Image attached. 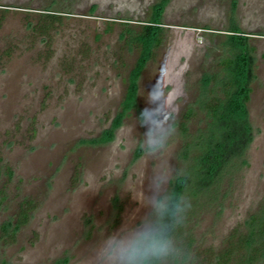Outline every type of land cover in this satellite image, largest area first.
I'll list each match as a JSON object with an SVG mask.
<instances>
[{
  "label": "rangeland",
  "instance_id": "1",
  "mask_svg": "<svg viewBox=\"0 0 264 264\" xmlns=\"http://www.w3.org/2000/svg\"><path fill=\"white\" fill-rule=\"evenodd\" d=\"M153 19L162 42L135 76L132 38ZM231 35L255 60L253 139L198 191L196 143L212 122L207 102L226 94ZM155 85L178 126L163 160L186 174L173 187L191 202L180 238L197 264L227 251V264H264V0H0V264H84L140 223L160 161L144 156L146 129L131 124Z\"/></svg>",
  "mask_w": 264,
  "mask_h": 264
},
{
  "label": "clouds",
  "instance_id": "2",
  "mask_svg": "<svg viewBox=\"0 0 264 264\" xmlns=\"http://www.w3.org/2000/svg\"><path fill=\"white\" fill-rule=\"evenodd\" d=\"M145 107L136 123L146 129L140 148L148 159L160 161L148 177V190L142 208L150 211L139 224L123 227L103 239L84 264H197V257L179 236L185 225L191 202L174 183L185 184L186 174L163 160L172 139L178 133L176 117L163 109V93L155 85L146 94Z\"/></svg>",
  "mask_w": 264,
  "mask_h": 264
},
{
  "label": "trees",
  "instance_id": "3",
  "mask_svg": "<svg viewBox=\"0 0 264 264\" xmlns=\"http://www.w3.org/2000/svg\"><path fill=\"white\" fill-rule=\"evenodd\" d=\"M54 16L50 18L56 20ZM160 24L159 20L153 19L143 28L141 34L132 38L141 53L135 68V76L151 58L153 50L162 42L163 29ZM40 30L41 32L47 31L45 26ZM230 39L233 44L237 45V51L232 58L223 62L225 77L218 83L220 89L226 94L224 97H214L207 102L206 107L212 122L196 143L200 153L197 159L196 177L198 191L206 190L217 184L228 166L234 160L244 156L253 139L247 104L250 101L251 83L255 77V60L247 48L242 45V42H246L245 37L231 35ZM176 191L179 192V189ZM27 221L28 211L25 207L21 209L14 227L7 224L2 229L8 234V229L13 227L15 234ZM262 225L264 230V224ZM247 243L249 244L250 241L248 240ZM231 255L230 251L220 255L218 264H227L231 260Z\"/></svg>",
  "mask_w": 264,
  "mask_h": 264
}]
</instances>
